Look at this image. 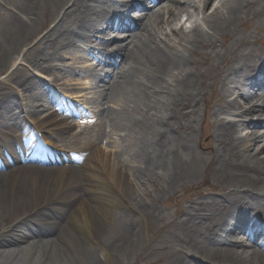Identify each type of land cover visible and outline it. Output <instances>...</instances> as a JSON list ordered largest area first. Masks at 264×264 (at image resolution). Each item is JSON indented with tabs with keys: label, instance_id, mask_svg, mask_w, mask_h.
Wrapping results in <instances>:
<instances>
[{
	"label": "bare ground",
	"instance_id": "6f19581e",
	"mask_svg": "<svg viewBox=\"0 0 264 264\" xmlns=\"http://www.w3.org/2000/svg\"><path fill=\"white\" fill-rule=\"evenodd\" d=\"M111 1L0 0V70L23 45L42 33L41 29L47 30L48 25L56 21L36 43L44 44V49L53 50V54H57L58 47L66 41L76 44L84 39L88 41V48L99 44L108 46V42L95 38L96 33L122 41L124 35L108 34L103 27L110 9L116 6L110 4ZM214 1L159 0L155 6L157 9L145 16L137 33L125 45L124 55L119 57V65L115 73L112 72L113 76L111 74L110 93L106 100L128 93L134 104L141 103L153 111L151 124L146 128L149 134L145 146L138 152L143 166L139 181L142 185L143 180L150 181L144 185L142 195L136 196L132 202L128 200V192L135 185L132 181H123L127 178L126 173L114 167L109 156H105V160L99 158L98 151L88 159L80 160L79 164L60 168L20 164L32 158L33 152H38V144L42 143L36 139L32 128L26 131L24 139H12L17 135L11 133L16 128L13 119L27 114L36 122L38 131L43 132L44 143L53 151L57 150L61 158L64 147L59 144L66 141L71 125L67 118H60L52 110L48 120L39 121L47 103L43 99L39 100L38 110L26 111L24 95L20 97L15 91L0 96V129L8 126L7 131L3 127L0 130V156L10 153L19 165H9L7 173L0 174V258L3 260L0 264H51L56 258L65 260L63 247H59L61 243L76 248L81 243L76 232H72L75 225L85 236L83 241H92L110 264L109 260H113L116 253L140 247L142 231L154 234L157 228L160 230L154 226L159 221V197L166 193L175 194L177 188L187 183L182 180L198 166L197 158L183 160L175 144L178 140L175 132L180 128L175 117L186 115L192 106L190 103L196 106L199 98L205 95L200 79L203 74L194 67L193 54L197 53L198 46H208L212 50L210 58L206 54L202 58L204 63L215 67L214 81L223 82L227 95L242 87L241 90L246 91L243 97L247 103L237 98L229 101L217 93L215 98L205 95L206 109L213 110V99L221 103V108L215 110V125L209 134L215 145L201 143L203 152L211 156L205 167L207 175H212L215 181H202L197 189L207 194L219 191V197H206L189 208H182L179 219L168 221L161 227L163 233L156 245L167 254L159 262L264 264V252L256 241L239 242L241 234H246L249 240L264 236V220L261 219L264 213L260 214L264 195L257 191V188L264 187V134L252 128L260 122L219 117V114L253 117L256 113L264 119V65H257L259 61L264 63V52L261 57L246 52L244 49L252 40L247 37L237 39L239 28L246 24L248 14L251 10L256 11V0H219L215 6ZM209 7L211 11L207 12ZM72 14L75 15L73 22L70 20ZM183 15L187 24L183 22ZM43 16L45 21L40 27L38 21ZM198 17L201 23L197 21ZM219 38L225 39L226 44L216 45ZM259 41L264 45V37ZM121 45L123 43L119 42L115 47L119 49ZM42 56H36L35 61L46 59ZM257 57L260 60L256 61ZM56 80L62 81L60 76ZM17 85L23 92H31L38 83L31 77H22ZM84 85V90L91 89L90 80ZM77 96L83 102L80 98L83 93ZM246 104L249 108L244 106ZM242 128L247 130L245 136H237V131ZM16 145L23 147L20 153L24 155L14 152ZM78 153L84 154L81 150ZM65 157L67 162L77 161V153L74 157L70 154ZM104 170L109 171L111 182L106 179ZM79 172H82L85 183L78 181L79 175L76 177V174ZM157 177L163 180L155 181ZM124 200L127 211L112 215L111 207ZM49 207L57 214L48 212ZM67 212L70 220L64 225L63 218L57 216H67ZM207 219H210L211 226L204 228L202 224H206ZM27 221H30V227L26 226ZM33 223L37 242L31 246L28 238ZM98 225H107L110 230L99 234ZM232 237H235L233 241ZM156 245L152 250L158 249ZM6 250L9 251L7 255ZM99 260L98 254L83 257L84 264H100Z\"/></svg>",
	"mask_w": 264,
	"mask_h": 264
},
{
	"label": "rangeland",
	"instance_id": "374dc122",
	"mask_svg": "<svg viewBox=\"0 0 264 264\" xmlns=\"http://www.w3.org/2000/svg\"><path fill=\"white\" fill-rule=\"evenodd\" d=\"M218 2L219 0H215L213 2L214 6L218 4ZM254 5H256V11L253 12V10H251L248 14V18H246L247 22H245L246 24L239 28L237 39L239 40L240 38L247 37L252 40V43H249V47L245 48L244 51L254 52L261 57L260 54L262 51L264 52V45L261 44L259 40L264 37V0H256ZM210 7L207 9V12L211 11ZM71 16L70 20L73 22L75 15L72 14ZM182 18L183 22L187 24V18L184 15ZM194 19L195 18H193V20ZM44 21L45 17H40L38 21L40 23V27ZM71 21H69V25L73 26ZM197 21L201 23V19L199 17L197 18ZM56 22L49 24L47 30L45 31H43L44 29H41L42 33H38L37 37L23 45L21 50L19 49L20 51L18 50L13 55L11 61L6 63L0 70V96L5 92L12 94L15 91L18 95H20V97L24 95V98L28 100L27 102V100L25 101L24 99L26 111H33L37 109V105L41 103L39 101L41 98H48L51 100L50 93L55 94L54 100L57 98V108L61 107V102L69 104V102L61 96V93L69 97L84 93V100H87V97L90 95L84 92L85 81L80 80L81 75L76 73L80 69H84L87 65L81 61V58L85 55H82V50L78 48V45H81L82 40L84 39L78 40L76 44H71V42L67 41L64 42L65 44H63V46L58 47V54H53V50L50 49L48 51L45 50L44 44H36L41 39L43 33L51 29ZM221 42L226 44L225 39L219 38L216 45L220 46ZM197 48V53L193 54V60L195 62L194 67L197 72L203 74L200 79H202V84L204 85L203 91L205 92V95L210 98H215L217 93L220 98H226L229 101L237 98L242 103H247V99L243 97V94L246 91L241 90L242 87L233 89V92L227 95V89L223 85V82L214 81L213 75L215 67H210L208 63H204L202 58L203 54L208 55L210 58V56H212V50L208 46H198ZM39 55H43L42 57L46 56V59L36 62L35 57ZM258 60L260 59L257 57L256 61ZM222 65L224 64L222 63ZM222 65H220V68H222ZM257 65L260 67L261 65H264V63L259 61ZM57 76H61L62 81L56 80ZM22 77H31L36 83H38V85H35L34 90L31 92H23L17 85V81ZM90 81L94 83V80ZM205 95H202L199 98L196 106H193L194 104L190 103L192 106L189 110H187L188 113L186 115H178L175 117L176 123L180 125L178 131L175 132L178 136V140L175 141L178 149L177 151L183 160L197 158L199 160L197 168L191 174H187V178L182 180L187 183L177 188L175 194L166 193L159 197L157 202L159 221L155 223L154 226L159 227L160 230L157 228L154 234L151 232L149 233L148 231H142L140 247L116 253L114 259L109 260L111 262L110 264H157L159 260L167 254L162 251V248L159 245H156L161 237L160 235L163 233L161 227L168 221L179 219L178 217H181L182 215L179 211L182 208H189L190 206L195 205L196 202L206 199V197H209V199H212V197L215 196L219 197V191L207 194L206 192L201 191V189H197V185L202 183V181H215L212 175H207L208 171L205 167L207 166L206 164L210 162L211 156L203 152V146L201 143L212 142V144L215 145L213 140L209 138V134H212L214 129L215 124L213 116L215 110L217 111L221 108V103L218 102L217 99H213L211 104L213 110H208L206 109L207 100ZM89 100L90 104H88L89 102H83L88 104L90 107L92 106L93 109H96L94 112L95 114L83 123L81 127H76L73 124L70 132L66 135V141L60 143L59 145H63L64 149L67 151L80 152L81 150L84 154L78 155L77 158L79 159H82V157L88 159L91 154L97 151L101 154L98 155V157H101V159L103 158V160L106 159L104 158L105 156L112 158L110 163L114 167H117L126 173L127 178L123 181H132L135 185V188L133 189V187H131L128 192V200L132 202L136 196L139 198L142 195V192L145 189L144 185L150 181L149 179L143 180L145 181L144 185H142L139 181L140 172L143 170V166L140 162L138 152L145 146V142L149 134L146 128L151 124V115L153 111L149 110V108H145L141 103H139L140 105L134 104L133 97H131L128 93L117 94L112 99H109L108 97V99L101 104L103 105L102 107L100 105L98 107V105L94 104L96 98H91ZM83 102L81 103L83 104ZM54 105H49L48 103L46 104V108L43 109L39 115V121L45 122L49 119L48 116L51 111L49 108ZM244 106L249 108L247 104ZM100 108L101 110H99ZM252 116L253 117L240 118L234 115L219 114L220 118L226 117L228 119H242L253 123L260 122V124L256 123V127L252 128H256L261 134H264V119L257 116L256 113ZM29 119L28 115L24 113L13 119V121L17 122L18 126L24 127ZM32 124L34 123L32 122ZM14 132L15 130H13L12 133ZM246 132L247 130L244 128L239 129L237 131V136L244 137ZM56 148L59 149V147ZM14 149L15 152L19 153L23 147L21 145H16ZM8 156L9 155L4 153L3 159L5 162L0 160V174L7 173L9 170L8 165H11V167L19 166L18 164L15 165V163H12V155L11 157ZM20 164L23 166H37L42 168H60L67 166L69 162L62 160L56 153L47 149L44 150L41 146H39L38 152L33 154V158L24 160L23 163ZM104 174L106 179L111 182L109 171L104 170ZM77 176L80 184L85 183V178L82 175V172H79V174L77 173L76 177ZM154 180L162 181L163 178L157 177V179ZM81 188H83V185ZM257 189L259 193L264 195V187ZM125 202L126 201L124 200L119 204H114L111 207L112 215L116 213H125L127 211V207L124 204ZM260 209H262L260 210V214L264 213V204L260 205ZM47 210L48 212H54L57 214V212L51 207ZM217 211H219V209H217ZM57 217H60L61 219L63 218L64 225H67L70 220V214L68 212L67 216L64 215ZM261 219L264 220V217H261ZM30 221L26 222V226L28 225V227H30ZM205 222L206 224H202L204 228L208 225L211 226L210 219H207ZM34 224L35 223L32 224V231H29L30 238H35L36 236V233L34 232L36 225ZM26 226L25 228H27ZM98 226L97 232H100L99 234L110 230V227L107 225ZM77 228V225L73 226L72 232H76L79 240H81L78 248L69 246L67 243L62 242L59 247H63L62 250L66 254V258L65 260L56 258L52 260L51 264H84L83 257L90 254H98L100 257L99 263L108 264V261L104 260V258L99 254L101 250L97 249L96 245L92 241H87L88 243L83 241L85 236L83 233L81 234V231ZM241 237L242 238H240L239 242L249 243L245 236ZM231 239L233 241L235 237H232ZM28 240H30L31 243L33 242L31 239ZM35 240L37 239L35 238ZM155 245L158 249L152 250V246ZM10 247H14V244ZM4 253L7 255L9 251L6 250ZM0 262H3L2 258H0ZM22 264H27V262ZM158 264L164 263L162 261Z\"/></svg>",
	"mask_w": 264,
	"mask_h": 264
}]
</instances>
